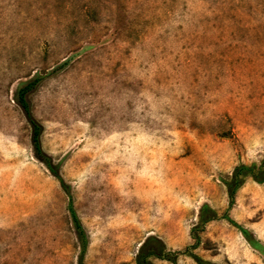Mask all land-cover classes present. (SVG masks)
Instances as JSON below:
<instances>
[{"label":"rangeland","instance_id":"rangeland-1","mask_svg":"<svg viewBox=\"0 0 264 264\" xmlns=\"http://www.w3.org/2000/svg\"><path fill=\"white\" fill-rule=\"evenodd\" d=\"M263 158L264 0H0V264H264V183L224 185Z\"/></svg>","mask_w":264,"mask_h":264},{"label":"trees","instance_id":"trees-1","mask_svg":"<svg viewBox=\"0 0 264 264\" xmlns=\"http://www.w3.org/2000/svg\"><path fill=\"white\" fill-rule=\"evenodd\" d=\"M65 63H62V65H65ZM42 79V76L35 75L28 81L20 83L14 92L13 100L23 112L24 117L31 128V143L34 148L35 156L46 165L50 173L60 181L62 186H64V183L58 174L57 168L52 165L51 159L44 155L41 151L40 136L42 134L43 127L34 118L29 102V96L37 89ZM246 179H251L258 184L264 183V158L260 161L259 165L240 164L234 168L229 179L224 182L229 199V206H232L237 191L243 186ZM68 211L70 212L72 220L74 221L78 240L80 242L81 254H83L86 248V237L76 219L71 204L68 205ZM227 219L230 224H232L239 230V232L245 237L252 248L257 250L260 249L258 243L253 239L251 233L247 231V229L240 227L231 219ZM212 220H214L213 212L207 205H203L199 213L200 226H203ZM150 258L165 259L175 263V259L166 252L163 243L154 236L147 237L145 241L140 245L134 262L135 264H152ZM196 262L198 264H213L210 262L202 261L201 259H196Z\"/></svg>","mask_w":264,"mask_h":264}]
</instances>
